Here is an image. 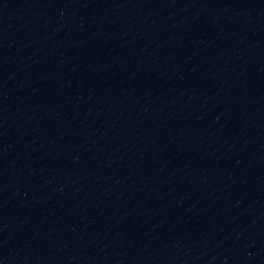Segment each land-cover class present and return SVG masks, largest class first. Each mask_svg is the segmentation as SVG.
<instances>
[{"label":"water","instance_id":"water-1","mask_svg":"<svg viewBox=\"0 0 264 264\" xmlns=\"http://www.w3.org/2000/svg\"><path fill=\"white\" fill-rule=\"evenodd\" d=\"M0 264H264V0H0Z\"/></svg>","mask_w":264,"mask_h":264}]
</instances>
